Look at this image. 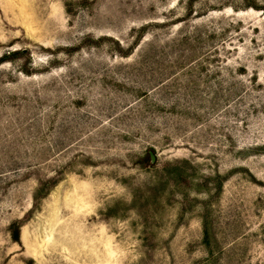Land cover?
<instances>
[{
    "label": "rangeland",
    "instance_id": "obj_1",
    "mask_svg": "<svg viewBox=\"0 0 264 264\" xmlns=\"http://www.w3.org/2000/svg\"><path fill=\"white\" fill-rule=\"evenodd\" d=\"M14 50L0 264H264V0H0Z\"/></svg>",
    "mask_w": 264,
    "mask_h": 264
},
{
    "label": "trees",
    "instance_id": "obj_2",
    "mask_svg": "<svg viewBox=\"0 0 264 264\" xmlns=\"http://www.w3.org/2000/svg\"><path fill=\"white\" fill-rule=\"evenodd\" d=\"M27 54L24 50H14L13 52H10L9 54L7 55H4L0 58V63L4 60V59H8V58H17L19 56H22V55H25ZM25 72L27 74H31L33 73L32 70H29L28 68L25 69ZM143 162L147 165H152L153 162L151 160V156L150 154H146L143 158H142ZM37 197V194H35V198ZM21 222L18 221V222H13L11 225H10V232L12 233V238L14 241H17L19 242V228L21 226ZM204 235H205V239L208 241L209 239V232L208 230L206 229L205 232H204Z\"/></svg>",
    "mask_w": 264,
    "mask_h": 264
},
{
    "label": "water",
    "instance_id": "obj_3",
    "mask_svg": "<svg viewBox=\"0 0 264 264\" xmlns=\"http://www.w3.org/2000/svg\"><path fill=\"white\" fill-rule=\"evenodd\" d=\"M150 156H151V160L154 161L155 160V156L153 153H150Z\"/></svg>",
    "mask_w": 264,
    "mask_h": 264
}]
</instances>
